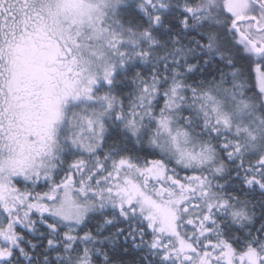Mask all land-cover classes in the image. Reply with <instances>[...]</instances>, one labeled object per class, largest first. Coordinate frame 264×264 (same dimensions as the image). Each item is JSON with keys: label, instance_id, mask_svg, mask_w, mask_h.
I'll use <instances>...</instances> for the list:
<instances>
[{"label": "snow or ice", "instance_id": "obj_1", "mask_svg": "<svg viewBox=\"0 0 264 264\" xmlns=\"http://www.w3.org/2000/svg\"><path fill=\"white\" fill-rule=\"evenodd\" d=\"M0 264H264V0H0Z\"/></svg>", "mask_w": 264, "mask_h": 264}]
</instances>
